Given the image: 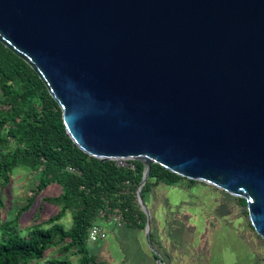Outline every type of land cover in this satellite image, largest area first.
I'll return each instance as SVG.
<instances>
[{
	"label": "water",
	"instance_id": "95a60500",
	"mask_svg": "<svg viewBox=\"0 0 264 264\" xmlns=\"http://www.w3.org/2000/svg\"><path fill=\"white\" fill-rule=\"evenodd\" d=\"M0 42L40 77L66 134L244 199L264 241V0H0Z\"/></svg>",
	"mask_w": 264,
	"mask_h": 264
},
{
	"label": "trees",
	"instance_id": "16d2710c",
	"mask_svg": "<svg viewBox=\"0 0 264 264\" xmlns=\"http://www.w3.org/2000/svg\"><path fill=\"white\" fill-rule=\"evenodd\" d=\"M0 93V190L11 183L18 167H26L39 176L35 198L30 199L29 207L50 185L63 188L58 196L45 199L61 206V211L45 224L31 226L25 236L18 227L23 213L14 222L2 224L5 205L0 194V229L4 230L0 264H39L47 250L60 244L62 253L80 256L78 264H97L89 254L88 235L101 210L110 213L120 209L125 227L145 230L147 217L137 199L145 164L133 161L135 169L119 167L116 161L102 162L76 147L66 134L62 111L43 81L1 42ZM70 168L75 171L71 172ZM184 181L191 188L198 185L154 164L142 197L145 201L146 195L160 184L173 186ZM240 201L246 206L244 199ZM67 212L73 213L70 229L57 223ZM150 238L154 247L152 234ZM43 264L73 263L65 259Z\"/></svg>",
	"mask_w": 264,
	"mask_h": 264
},
{
	"label": "rangeland",
	"instance_id": "374dc122",
	"mask_svg": "<svg viewBox=\"0 0 264 264\" xmlns=\"http://www.w3.org/2000/svg\"><path fill=\"white\" fill-rule=\"evenodd\" d=\"M38 181L36 173L18 167L12 174L11 183L0 190L5 205L2 224L14 222L17 215L23 213L18 222L22 236L31 226L45 224L62 209L45 200L62 193L63 188L57 184L39 193L29 207L30 199L35 198ZM211 187L198 183L191 188L184 181L173 186L160 184L146 195L145 203L152 216L154 249L160 254L162 263L264 264V241L250 225L247 205L239 198ZM57 223L70 229L73 213L67 212ZM110 228L116 229L108 236ZM3 234L4 230L0 229V242ZM102 235L106 237L98 242H88L89 254L94 256L97 264H158L146 242L145 230L104 222ZM61 248L62 244L47 250L39 264L65 259L79 263V255L62 253Z\"/></svg>",
	"mask_w": 264,
	"mask_h": 264
},
{
	"label": "built area",
	"instance_id": "2783aa9c",
	"mask_svg": "<svg viewBox=\"0 0 264 264\" xmlns=\"http://www.w3.org/2000/svg\"><path fill=\"white\" fill-rule=\"evenodd\" d=\"M117 165L119 167H129L131 169H135V166L132 164L133 161L131 160H117ZM71 172L75 170L70 168ZM110 208H108L109 210ZM106 223H113L118 227H123L125 225V219L123 216V212L120 209H115L114 211L108 213L106 210H101L99 213L98 220L90 229L88 235V242H98L106 237V235H102L103 233V224ZM102 236V237H101Z\"/></svg>",
	"mask_w": 264,
	"mask_h": 264
},
{
	"label": "crops",
	"instance_id": "0c3cea01",
	"mask_svg": "<svg viewBox=\"0 0 264 264\" xmlns=\"http://www.w3.org/2000/svg\"><path fill=\"white\" fill-rule=\"evenodd\" d=\"M123 227H125V226H123ZM127 228H128V227H127ZM115 229H116V228H110V229H109V232H108L107 235L109 236L110 234H113V233L115 232ZM108 236H107V237H108ZM106 239H107V238H106Z\"/></svg>",
	"mask_w": 264,
	"mask_h": 264
}]
</instances>
